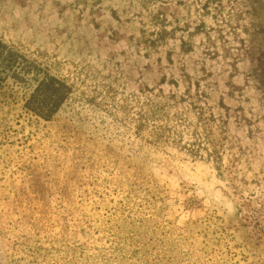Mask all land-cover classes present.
I'll return each instance as SVG.
<instances>
[{
  "label": "rangeland",
  "instance_id": "obj_1",
  "mask_svg": "<svg viewBox=\"0 0 264 264\" xmlns=\"http://www.w3.org/2000/svg\"><path fill=\"white\" fill-rule=\"evenodd\" d=\"M0 42V264H264V0H0Z\"/></svg>",
  "mask_w": 264,
  "mask_h": 264
},
{
  "label": "trees",
  "instance_id": "obj_2",
  "mask_svg": "<svg viewBox=\"0 0 264 264\" xmlns=\"http://www.w3.org/2000/svg\"><path fill=\"white\" fill-rule=\"evenodd\" d=\"M4 48L5 46L0 42V74H2L1 70H3L1 64L8 61L7 58H9V56L7 58L3 57ZM2 79L0 77V81ZM67 92V88L56 79L44 77L38 82L25 106L35 115L44 120H49L65 101Z\"/></svg>",
  "mask_w": 264,
  "mask_h": 264
},
{
  "label": "built area",
  "instance_id": "obj_3",
  "mask_svg": "<svg viewBox=\"0 0 264 264\" xmlns=\"http://www.w3.org/2000/svg\"><path fill=\"white\" fill-rule=\"evenodd\" d=\"M260 226L262 229H264V221H261Z\"/></svg>",
  "mask_w": 264,
  "mask_h": 264
}]
</instances>
